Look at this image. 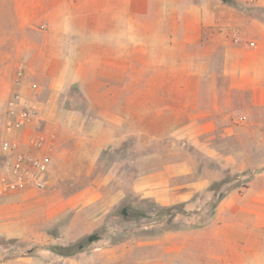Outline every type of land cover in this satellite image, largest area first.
Here are the masks:
<instances>
[{"label": "rangeland", "instance_id": "obj_1", "mask_svg": "<svg viewBox=\"0 0 264 264\" xmlns=\"http://www.w3.org/2000/svg\"><path fill=\"white\" fill-rule=\"evenodd\" d=\"M38 1L0 0V73L5 78L12 77L22 59L18 50L39 39L33 26H23L25 21L40 25ZM80 1L82 11L105 5V0ZM256 1L226 4L244 13L255 11ZM154 20L152 15L146 24ZM159 20L171 21L168 9ZM162 36L169 33L162 29ZM203 38L210 45L205 43L199 54L195 48L179 50L176 78H147L139 85L131 80V108L140 101L147 109L139 111L143 118L131 109L130 134L123 142L73 144L65 164L48 173L44 188L5 186L11 174L1 147L6 103L0 99V196L9 206L0 216V262L26 256L30 260L22 261L32 264H264V109L251 103L249 92L229 88L231 82L220 75L222 48L211 45L213 32ZM191 71L205 77L181 75ZM211 87L222 91L213 95ZM73 92L72 101L82 106L86 100ZM217 96L228 110L215 115L213 130L203 132L195 124L187 135H170L187 124L192 105L200 112ZM156 104L174 109L160 113ZM58 151L57 143L55 155ZM126 153L129 165L116 175L105 174ZM94 155L97 163L91 168ZM168 165L176 169L173 183L195 184L188 200L163 204L138 188L150 177L161 188L159 174ZM14 201L23 206L17 210ZM15 230L28 236L10 235ZM94 235L98 238L91 240Z\"/></svg>", "mask_w": 264, "mask_h": 264}, {"label": "crops", "instance_id": "obj_2", "mask_svg": "<svg viewBox=\"0 0 264 264\" xmlns=\"http://www.w3.org/2000/svg\"><path fill=\"white\" fill-rule=\"evenodd\" d=\"M120 1L119 6L115 0H105L101 10L93 11L80 10L83 6L80 0L38 1L41 5L40 25L25 21L23 26H33L39 39L34 42L29 40L28 46L18 50L22 59L17 62L12 77L5 78L0 73V99L7 104L11 93L20 89L37 107L40 124L54 135L59 151L54 155L50 171L65 164L64 160L75 143L99 140L123 142L130 134L127 126L131 109L137 110L135 116L140 117L141 114L142 118L145 114L139 111L147 109V104L140 101L131 108L127 100L131 80L139 85L147 78H176L179 50L195 48L199 54V50L206 46L207 39L204 40L203 35L208 31L215 35L211 45L222 48L220 75L231 82L229 88L237 87L241 92H249L251 103L264 109V20L258 15L264 10V0H257L255 11L246 13L224 0ZM167 9L171 21L162 23L160 16L166 15ZM152 15L157 20L149 26L146 21ZM162 29L169 33L168 38L162 36ZM233 36H236L235 39ZM20 62L26 65L27 78L16 84L15 73ZM171 64L176 65L172 67ZM181 75L205 77L203 73L192 71ZM31 82L39 85L36 94ZM176 87L175 84L173 92L177 93ZM229 88L223 90L230 94L232 91ZM74 89L86 100L82 106L72 101ZM221 91L219 87L209 89L213 95ZM137 92L140 93V90ZM217 98L200 112H195L192 105L187 124L180 130H173L170 135H187L195 124L203 127V132L213 130L217 114L228 110ZM153 108L160 113L174 109L165 104H156ZM260 124L264 125V120ZM127 154L109 165L105 174L116 175L122 167L129 165ZM94 156L89 163L91 168L97 163L98 156ZM156 173L159 172L153 175ZM172 174L176 175V169L168 165L159 174L162 176L161 188L152 177L138 188H143L145 195L155 196L163 204L188 200L196 188L195 184L179 186L171 181ZM28 193L17 194L25 196ZM13 206L18 210L23 203L14 201ZM3 208L9 206L0 196V216ZM10 235L27 237L28 233L15 230ZM23 259L25 262L30 260L25 256L0 264H32L24 263Z\"/></svg>", "mask_w": 264, "mask_h": 264}, {"label": "built area", "instance_id": "obj_3", "mask_svg": "<svg viewBox=\"0 0 264 264\" xmlns=\"http://www.w3.org/2000/svg\"><path fill=\"white\" fill-rule=\"evenodd\" d=\"M26 78V65L20 62L14 81L21 84ZM31 87L36 94L38 83L31 82ZM40 120L37 107L20 89H15L7 99L1 141L6 165L11 174L10 178L4 179L6 187L32 185L44 188L48 183V173L54 160L57 143L54 135L40 124Z\"/></svg>", "mask_w": 264, "mask_h": 264}, {"label": "trees", "instance_id": "obj_4", "mask_svg": "<svg viewBox=\"0 0 264 264\" xmlns=\"http://www.w3.org/2000/svg\"><path fill=\"white\" fill-rule=\"evenodd\" d=\"M225 2L229 3V4H235V0H224ZM98 237L96 235H94L93 237L90 236V239L91 240H95L97 239Z\"/></svg>", "mask_w": 264, "mask_h": 264}]
</instances>
